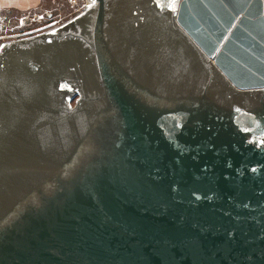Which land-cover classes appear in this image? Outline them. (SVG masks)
Instances as JSON below:
<instances>
[{
  "label": "water",
  "instance_id": "obj_1",
  "mask_svg": "<svg viewBox=\"0 0 264 264\" xmlns=\"http://www.w3.org/2000/svg\"><path fill=\"white\" fill-rule=\"evenodd\" d=\"M87 1L0 43V264H264L263 0Z\"/></svg>",
  "mask_w": 264,
  "mask_h": 264
},
{
  "label": "rangeland",
  "instance_id": "obj_2",
  "mask_svg": "<svg viewBox=\"0 0 264 264\" xmlns=\"http://www.w3.org/2000/svg\"><path fill=\"white\" fill-rule=\"evenodd\" d=\"M2 1L0 0V10L5 8L1 5ZM86 4L87 0H39L34 8L12 9L5 25L0 24V43L29 37L53 28L80 12ZM26 15H29L31 20L24 24L22 17ZM71 104L73 105L74 101Z\"/></svg>",
  "mask_w": 264,
  "mask_h": 264
},
{
  "label": "crops",
  "instance_id": "obj_3",
  "mask_svg": "<svg viewBox=\"0 0 264 264\" xmlns=\"http://www.w3.org/2000/svg\"><path fill=\"white\" fill-rule=\"evenodd\" d=\"M39 0H3L1 5L17 10H27L34 8ZM264 2V0H263Z\"/></svg>",
  "mask_w": 264,
  "mask_h": 264
},
{
  "label": "built area",
  "instance_id": "obj_4",
  "mask_svg": "<svg viewBox=\"0 0 264 264\" xmlns=\"http://www.w3.org/2000/svg\"><path fill=\"white\" fill-rule=\"evenodd\" d=\"M11 11H12V9L9 7H5L2 10H0V24L2 26L5 25V21L7 20ZM30 20H31V18L29 15L22 17V23H24V24H27ZM25 33H28V32H25Z\"/></svg>",
  "mask_w": 264,
  "mask_h": 264
},
{
  "label": "bare ground",
  "instance_id": "obj_5",
  "mask_svg": "<svg viewBox=\"0 0 264 264\" xmlns=\"http://www.w3.org/2000/svg\"><path fill=\"white\" fill-rule=\"evenodd\" d=\"M87 4H88V1H87ZM87 4H86V5H87Z\"/></svg>",
  "mask_w": 264,
  "mask_h": 264
}]
</instances>
